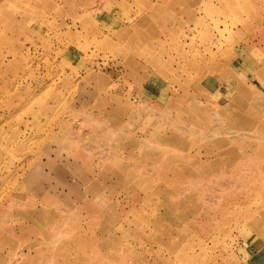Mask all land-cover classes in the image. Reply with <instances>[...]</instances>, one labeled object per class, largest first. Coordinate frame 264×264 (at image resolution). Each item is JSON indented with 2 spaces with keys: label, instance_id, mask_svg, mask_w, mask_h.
I'll use <instances>...</instances> for the list:
<instances>
[{
  "label": "rangeland",
  "instance_id": "rangeland-1",
  "mask_svg": "<svg viewBox=\"0 0 264 264\" xmlns=\"http://www.w3.org/2000/svg\"><path fill=\"white\" fill-rule=\"evenodd\" d=\"M0 264H264V0H0Z\"/></svg>",
  "mask_w": 264,
  "mask_h": 264
}]
</instances>
